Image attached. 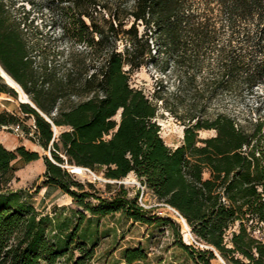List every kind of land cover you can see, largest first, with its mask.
Wrapping results in <instances>:
<instances>
[{"label":"trees","instance_id":"16d2710c","mask_svg":"<svg viewBox=\"0 0 264 264\" xmlns=\"http://www.w3.org/2000/svg\"><path fill=\"white\" fill-rule=\"evenodd\" d=\"M65 1L63 8L76 23L73 29L64 25V34L89 46L101 57L99 63L90 67L82 51L72 48L66 54L45 43L38 29L32 32L24 6L0 0V66L35 105H19L34 118L32 125L1 111L0 127L20 124L49 149L53 158L44 157L45 185L58 186L90 214L122 210L136 221L170 224L199 264H212L215 251L227 264H264V120L245 125L227 112L213 118L193 113L182 143L171 147L153 121L157 105L129 81L130 70L144 64L155 47V56L165 55L167 66L183 69L179 81L194 80L190 68L212 51L222 90L264 86V0ZM5 81L0 70V92L16 95ZM53 125L65 129L56 136ZM201 129L216 134L200 137ZM18 157L31 162L40 154L24 144L8 149L0 142V264H95L96 243L84 230L91 219L83 210L55 205L43 213L24 189L4 186ZM63 164L104 168L105 176L116 180L134 172L161 203L185 218L208 248L184 244L179 224L151 215L138 203L139 191L129 197L121 187L101 197ZM122 258L133 264L146 260L148 253L140 246L127 247Z\"/></svg>","mask_w":264,"mask_h":264},{"label":"rangeland","instance_id":"374dc122","mask_svg":"<svg viewBox=\"0 0 264 264\" xmlns=\"http://www.w3.org/2000/svg\"><path fill=\"white\" fill-rule=\"evenodd\" d=\"M67 3L65 0H17V6H24L30 13L28 23L32 32L38 29L44 35L45 43L56 46L66 54L72 48L82 51L86 63L91 67L93 63H99L101 57L98 58V54H95L89 46L78 44L75 38L70 37L71 33L64 34V25L73 29L76 23L67 16V10L63 8L68 5ZM139 30L140 33L145 31L143 24L139 25ZM118 45L119 50H123L125 42L120 40ZM215 55L212 51H208L202 56L204 59L202 63H197L190 68L192 73H196L194 80L184 78L179 81L177 75L183 69L175 64L167 66L165 55L156 54L155 56V47L152 48L151 55L147 56L144 64L130 70L131 86L142 89L158 107L153 121L160 125V135L167 145L176 147L182 143L185 126L193 113L213 118L220 112H227L245 125L250 120L255 121L259 118L264 120V86H257L253 91L247 88L222 90L217 86L218 66L214 61ZM125 68L128 69L129 66ZM0 95L2 96L0 112L16 113L24 120V125L27 127L34 123L32 116H26L20 110L19 105L22 101L19 92L16 95L8 93ZM120 117L121 110L115 115V119L119 121ZM53 128L56 136L65 129V127L56 126ZM215 134L214 129L199 131L200 137H210ZM0 140L10 147L16 143L24 144L28 149L36 150L40 154L39 159L31 162H25L21 157L15 159L11 170L4 176L5 187L24 189L28 199L38 211L43 213L51 212L55 205L58 207L66 205L70 207L69 209L83 210L68 193L58 186L45 185L44 157L53 158L52 153L41 146L32 134H27L23 126L19 133L14 130V125L1 126ZM63 166L69 171H72L74 167V165L66 164ZM83 168L85 169L82 172H73V175L83 182L87 189H90L89 183H91L96 195L108 198L118 192L121 187L127 191L129 197H134L139 191L138 203L152 210L151 215L170 217L179 224V235L184 244L206 247L196 239L191 228L184 225L181 215L168 206H164L153 192L139 181L134 172L121 180H116L106 177L104 168L100 171ZM205 176H208V173ZM87 201L94 205L99 203L93 198H88ZM83 211L91 219L90 222L84 223V230L90 243H96L95 264H125L122 258L123 250L138 246L147 251L148 258L133 264H199L194 255L192 256L189 250L180 244L179 236L174 234L170 224L157 225L155 222L136 221L122 210L105 216H94L86 210ZM65 212L69 213V210L66 209ZM262 236L264 237V234ZM215 255L212 264H227L218 251H215Z\"/></svg>","mask_w":264,"mask_h":264},{"label":"bare ground","instance_id":"6f19581e","mask_svg":"<svg viewBox=\"0 0 264 264\" xmlns=\"http://www.w3.org/2000/svg\"><path fill=\"white\" fill-rule=\"evenodd\" d=\"M3 75H4V80H6V82L8 84H10L13 87H15V89H17V91L20 93L21 101L30 102V99H29L27 93L22 89V87L19 84L8 73L3 72ZM0 97H2V96L0 95ZM83 169H85V168H83L81 166H74L72 172H82ZM182 220H183L184 225L189 228V226H188V224H187V222H186L184 217H182Z\"/></svg>","mask_w":264,"mask_h":264},{"label":"built area","instance_id":"2783aa9c","mask_svg":"<svg viewBox=\"0 0 264 264\" xmlns=\"http://www.w3.org/2000/svg\"><path fill=\"white\" fill-rule=\"evenodd\" d=\"M14 130L19 133L21 131V125L20 124L14 125ZM163 205L164 206H168L171 210H173L174 212H176L177 214H179L178 211L176 209H174L173 207L171 208V206H169L167 204H164V203H163ZM142 206L144 207L145 205H142ZM160 213L162 214V212H160Z\"/></svg>","mask_w":264,"mask_h":264},{"label":"water","instance_id":"95a60500","mask_svg":"<svg viewBox=\"0 0 264 264\" xmlns=\"http://www.w3.org/2000/svg\"><path fill=\"white\" fill-rule=\"evenodd\" d=\"M0 70H1V76L3 77V79H4V75H3V72H5L6 73V71L0 66ZM6 82V81H5ZM7 83V82H6ZM11 86V85H10ZM13 87V86H12ZM14 89H15V87H13ZM16 91H17V89H15ZM18 92V91H17ZM28 102V101H27ZM28 103H30L32 106H34L35 107V105L33 104V103H31V102H28ZM40 113L42 114V115H44L41 111H40ZM45 116V115H44ZM49 120V119H48ZM50 121V120H49ZM53 127H55L54 125H53ZM54 129V128H53ZM55 130V129H54ZM54 133H55V131H54ZM72 172V171H71ZM179 213V212H178ZM179 215H180V213H179ZM207 247V246H206ZM208 248V247H207Z\"/></svg>","mask_w":264,"mask_h":264},{"label":"crops","instance_id":"0c3cea01","mask_svg":"<svg viewBox=\"0 0 264 264\" xmlns=\"http://www.w3.org/2000/svg\"><path fill=\"white\" fill-rule=\"evenodd\" d=\"M0 94H5V93L0 92ZM0 142L3 143L8 149H14L19 145L18 143H16L14 146L10 147V146H7L2 140H0Z\"/></svg>","mask_w":264,"mask_h":264}]
</instances>
